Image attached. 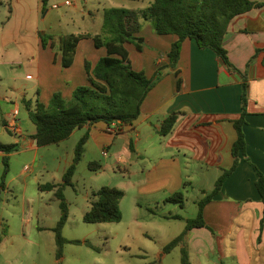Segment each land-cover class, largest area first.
Wrapping results in <instances>:
<instances>
[{
	"label": "crops",
	"instance_id": "obj_1",
	"mask_svg": "<svg viewBox=\"0 0 264 264\" xmlns=\"http://www.w3.org/2000/svg\"><path fill=\"white\" fill-rule=\"evenodd\" d=\"M79 1L85 5L74 6L68 16L70 23L83 21L87 23L85 27L92 24L96 30L69 34L100 33L104 8L146 7L136 4L129 8L125 0ZM250 1L262 6L234 17L227 27L223 43L230 63L245 77L247 84L246 116L242 127L245 156L238 154L235 170L205 205L203 218L207 228H194L189 231L192 232L190 238L186 235L185 240L190 242L198 258L195 264H226L224 259L227 257L231 258L228 264H264V210L255 187L257 175L253 168L255 166L264 175V0ZM0 5H4L7 12L5 25L1 28V41H14L26 56H31L30 65L34 72L26 77L37 80L39 88L34 92V103L39 101V89H43L48 98L62 89V96L69 99L77 86L87 84L84 62L89 57L87 53L91 47L88 41L91 39L79 41L73 64L65 69L61 67L59 42L62 36H55L51 22L41 24V20L55 14L52 11L56 8L53 0H48L44 8L42 0H0ZM47 6L49 9L41 17ZM25 28L28 32L23 35L21 31ZM137 35L143 38L141 51L132 44L125 45L132 68L144 72L147 78H151L157 68H162V76L146 94L140 116L132 125L124 126L121 131L101 122L89 128L83 127V133L89 131L83 155L87 152L94 157L98 152L102 154L103 149L112 144L110 136L113 134L131 137V151L140 175L136 190L145 199L157 194L160 197L148 201L147 205L165 203L167 197L177 192L183 193L185 203L190 190L199 191L200 196L192 198V202L197 204L212 190L223 171L233 164L231 150L236 140L233 121L241 113V76L225 67L211 50L200 49L190 39L182 42L176 67L172 68L168 66L167 53L176 36L157 35L148 23ZM42 38L46 41L44 47ZM29 45H32V50ZM97 50L99 57L91 65L106 54L103 48ZM20 55L23 56L22 53ZM78 63L82 66L75 70ZM178 79L180 83L177 86ZM4 100L10 98L5 97ZM25 100L29 101L20 92L13 102L15 109H18L19 102L23 104ZM172 113L176 114L172 129L168 134L160 135L158 131L162 121ZM2 121L4 129L8 130L10 122L6 118ZM34 132L32 124L31 130L25 133L20 129L18 135L29 149L38 148L31 138ZM15 142L18 143V139ZM229 239L232 243H227ZM189 264L192 263L189 261Z\"/></svg>",
	"mask_w": 264,
	"mask_h": 264
},
{
	"label": "rangeland",
	"instance_id": "obj_2",
	"mask_svg": "<svg viewBox=\"0 0 264 264\" xmlns=\"http://www.w3.org/2000/svg\"><path fill=\"white\" fill-rule=\"evenodd\" d=\"M68 1L69 4H65ZM131 8L136 4L148 6L152 0L143 2H128ZM56 5L49 18L41 20V24L51 22L52 32L55 36H63L84 30L94 31L95 27H85L87 23L76 21L70 23L69 15L74 6H84L79 0H53ZM4 5H0V33L7 13ZM48 6L41 17H44ZM6 31V26H5ZM28 32L27 28L21 34ZM47 38V37H46ZM87 61L99 57L97 49L91 40L88 41ZM32 50V45H29ZM145 46V45H144ZM145 48H150L146 45ZM95 49V50H94ZM29 50V52L31 51ZM105 54L104 49L102 50ZM22 53L23 56L20 55ZM16 55L20 57L15 58ZM11 56V57H10ZM104 56V55H102ZM101 56V57H102ZM31 56L25 55L14 41L4 43L0 35V142L4 144L16 143L18 149L8 154V172L3 179L5 190L1 191L0 198V264H181V248L187 251L190 263L198 260L195 251L187 239L180 245L164 252L163 248L184 230L186 219L196 217L198 206L192 198L200 196L199 191L190 190L187 201L182 207L172 202L147 205L154 197H140L136 184L140 180L138 164L129 148L131 137L113 134L110 136L112 144L104 148L106 155L97 153L95 157L87 152L82 156L76 166L72 183L63 190L67 203V220L61 229V236L66 241H87L90 246L83 243H64L62 256L56 258L57 246L53 228L60 218L59 200L54 190H40V186L47 183L57 184L70 166L74 156V148L83 130L76 129L67 139L36 149H29L20 141L19 132L31 130L32 122L21 102L18 103V114L15 124L18 132L4 129L2 120L11 119L8 114L15 110L13 102L15 97L23 92L25 98L34 103V92L37 80L26 77L33 74ZM77 65V64H76ZM79 65L82 66V63ZM65 69V68H64ZM58 89L54 93H61ZM53 93V94H54ZM10 98L5 101L4 98ZM39 103L47 104L51 97L43 94L39 89L37 95ZM63 97V96H62ZM48 98V99H47ZM64 98V97H63ZM71 96L69 97V99ZM69 100L68 98H64ZM9 123V124H10ZM130 136V134H129ZM101 165L99 170H92L88 164L94 161ZM3 174V157L0 156V182ZM115 187L122 190L124 195L119 202L121 220L116 223H85L83 214L89 209L92 193L101 187ZM140 207H139V206ZM174 216L168 218L164 216ZM213 228V227H212ZM214 232L216 230H213ZM192 232H188L190 238ZM217 233V232H215ZM227 243H232L229 239ZM219 257V255L217 256ZM231 258H225L226 264ZM204 262L206 259H201Z\"/></svg>",
	"mask_w": 264,
	"mask_h": 264
},
{
	"label": "trees",
	"instance_id": "obj_3",
	"mask_svg": "<svg viewBox=\"0 0 264 264\" xmlns=\"http://www.w3.org/2000/svg\"><path fill=\"white\" fill-rule=\"evenodd\" d=\"M48 0H42L43 8ZM141 2L144 0H129ZM262 6L261 3L250 0H152L142 9L104 8L102 10V26L100 33L67 34L60 38L59 50L61 67L68 68L73 64L76 47L79 41L91 39L97 49L103 48L105 55L100 57L94 65L84 62L87 84L77 86L69 100H65L60 93H54L47 104L38 100L31 106L30 101H24L25 109L35 132L31 138L37 147L57 144L67 139L76 129L91 127L97 123H104L108 127L113 125L121 131L124 126L132 125L140 116V108L149 90L162 76V68H157L151 78H147L142 71L132 68L126 44H132L137 51L143 48V38L137 34L145 23L157 35H174L177 39L171 44L167 53L168 66L175 68L179 59L182 42L185 39L194 40L200 49L211 50L230 71L241 76V113L233 121L236 131V140L232 145L233 164L224 170L216 180L209 193L198 201L197 214L193 219H187L184 230L179 236L171 240L163 248L168 252L180 245L187 233L194 228H207L203 209L207 203L221 190L224 180L235 170L238 163V154L245 156V139L242 127L245 124L247 84L245 77L229 61L224 48V37L230 21L252 8ZM46 41L42 38V46ZM176 75L178 72L176 71ZM180 83V79L177 81ZM176 114L168 115L159 128L160 135H166L172 129ZM5 126V123H3ZM89 138L86 130L74 148V156L70 166L57 184L47 183L40 186V190H54L59 200L60 218L53 228L57 246L56 258L62 256L64 243L85 244L87 241H66L61 236V229L67 220L68 207L63 190L73 186L72 178L76 166L81 160L84 146ZM132 150V145L129 143ZM18 149L17 143L4 144L0 142V153L3 154V174L0 182L1 191L5 190L3 179L8 172V154ZM92 170H99V163L92 161L88 164ZM257 179L255 187L264 210V175L254 166ZM123 191L115 187H101L92 193L89 209L83 214L85 223H116L121 220L119 202L123 198ZM183 206V193L177 192L165 199ZM59 264V263H58ZM181 264H189L187 251L181 248Z\"/></svg>",
	"mask_w": 264,
	"mask_h": 264
},
{
	"label": "built area",
	"instance_id": "obj_4",
	"mask_svg": "<svg viewBox=\"0 0 264 264\" xmlns=\"http://www.w3.org/2000/svg\"><path fill=\"white\" fill-rule=\"evenodd\" d=\"M66 4H69V2H66ZM28 78H29V77H28ZM17 114H18V110H17V109H15V110L12 111V113H11L12 122L9 124V127L11 128V130H12V131H16V132L19 131V129L17 128V126H16V124H15V117H16ZM112 126H113V125H112ZM113 127H114V126H113ZM102 154L105 155L106 153L103 152Z\"/></svg>",
	"mask_w": 264,
	"mask_h": 264
}]
</instances>
